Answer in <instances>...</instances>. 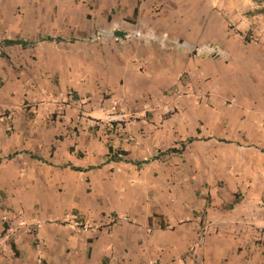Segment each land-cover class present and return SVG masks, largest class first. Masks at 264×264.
<instances>
[{
	"label": "crops",
	"instance_id": "1",
	"mask_svg": "<svg viewBox=\"0 0 264 264\" xmlns=\"http://www.w3.org/2000/svg\"><path fill=\"white\" fill-rule=\"evenodd\" d=\"M251 5L0 0V43L29 44L0 46L16 55L0 63V264H264V22ZM113 99L136 118L122 131L95 126Z\"/></svg>",
	"mask_w": 264,
	"mask_h": 264
},
{
	"label": "built area",
	"instance_id": "2",
	"mask_svg": "<svg viewBox=\"0 0 264 264\" xmlns=\"http://www.w3.org/2000/svg\"><path fill=\"white\" fill-rule=\"evenodd\" d=\"M250 42H256L255 38L250 37ZM169 112V111H168ZM167 112V113H168ZM10 116L3 114L0 115V123H5L10 120ZM136 118L129 117L119 108V100H112L110 103V107L108 109V113L104 116V118L95 123V126H105L107 129L111 131H122L128 124L135 123ZM18 218L17 214L8 213L5 214L2 218V223L6 226L5 231H12V223L16 221ZM66 223L74 226L78 232L87 231L90 229V225L84 221V219L77 214H68L66 216ZM115 222L112 221L111 225H114Z\"/></svg>",
	"mask_w": 264,
	"mask_h": 264
},
{
	"label": "rangeland",
	"instance_id": "3",
	"mask_svg": "<svg viewBox=\"0 0 264 264\" xmlns=\"http://www.w3.org/2000/svg\"><path fill=\"white\" fill-rule=\"evenodd\" d=\"M249 1L252 2V5L251 6L254 7V10L253 11L254 12H257L259 16H262V19H263V22H264V0H249ZM21 7H23V6H20L19 8H21ZM26 8H27V6H24L22 9H26ZM43 8H50V7L49 6H44ZM37 9H38V7H37ZM11 10H13L12 7L8 6V12L7 13L8 14H13V12ZM254 12L250 11L249 13H247V15H252V14H254ZM18 13L19 14L20 13L22 14V12L20 10L18 11ZM251 35H253V34H251ZM247 37H249V36H247ZM0 46H1L2 49L5 47L4 44H3V42L0 43ZM15 58H16L15 53H11V57H8V55L5 54L3 51L0 52V63L1 62L8 63V64L9 63L10 64L12 63V65H13V63L16 61ZM108 97L109 96H106L105 95L104 98L107 99ZM168 115H170V114H168ZM229 207H231V205H227L226 206L227 210H229ZM205 222H206L205 221V218L202 217L201 223L204 225ZM31 233L33 234L34 232L31 231ZM258 233L264 234V228L261 231H258Z\"/></svg>",
	"mask_w": 264,
	"mask_h": 264
},
{
	"label": "trees",
	"instance_id": "4",
	"mask_svg": "<svg viewBox=\"0 0 264 264\" xmlns=\"http://www.w3.org/2000/svg\"><path fill=\"white\" fill-rule=\"evenodd\" d=\"M46 41H53V39L48 38ZM246 42H247V39H246ZM3 44L6 47L22 46L23 48H25V47H27L29 45V44H27V43H25V42H23L21 40H5L3 42ZM109 152L111 154V157H110V159L108 161H112V162H116V163H119V162L133 163L129 159H125L127 157L126 153H120V152L117 153V154H120L121 156H123V159H121V158L118 157V155L114 152V150L112 148L109 149ZM176 152L177 151L175 149H172V150H168L166 152L160 153V155L164 156V155H169L171 153H176ZM159 156H156V157H154V158H152V159H150L148 161H143V162H140V163H136V165L137 166H141L143 164H148L151 161L157 160L159 158ZM12 157H9V158H12ZM36 159L39 160V161H42V159H39V158H36ZM72 170L78 171V172L81 171L80 169H76L74 167H72Z\"/></svg>",
	"mask_w": 264,
	"mask_h": 264
}]
</instances>
